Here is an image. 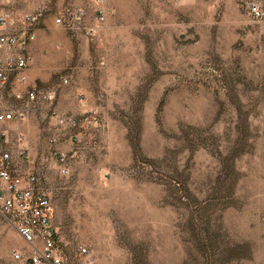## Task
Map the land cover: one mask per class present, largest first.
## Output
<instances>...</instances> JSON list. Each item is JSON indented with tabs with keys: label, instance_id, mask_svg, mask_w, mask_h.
Returning a JSON list of instances; mask_svg holds the SVG:
<instances>
[{
	"label": "rangeland",
	"instance_id": "rangeland-1",
	"mask_svg": "<svg viewBox=\"0 0 264 264\" xmlns=\"http://www.w3.org/2000/svg\"><path fill=\"white\" fill-rule=\"evenodd\" d=\"M71 6L97 35L72 51L57 49L64 28L46 39L69 96L25 165L46 172L68 261L264 264V0H0L54 22ZM55 147L67 173L46 160Z\"/></svg>",
	"mask_w": 264,
	"mask_h": 264
},
{
	"label": "built area",
	"instance_id": "built-area-1",
	"mask_svg": "<svg viewBox=\"0 0 264 264\" xmlns=\"http://www.w3.org/2000/svg\"><path fill=\"white\" fill-rule=\"evenodd\" d=\"M44 8L36 13L13 10H0V89L8 86L11 75L15 73L20 83L27 82L25 69L31 60L29 45L36 37V28L44 15ZM86 10L82 7H66L56 18L55 23L64 28L76 39L79 35L95 39L97 31L85 24ZM100 19H104L101 14ZM68 76L62 77V83H68ZM57 88H28L26 91H14L12 96L17 104L0 106V123L6 121H26L33 105L37 101L53 104L57 96ZM51 118L63 127L78 128L80 119L75 116L61 114L55 107L51 110ZM86 119H89L86 117ZM2 136L12 144L18 141L8 139L7 132ZM77 137L80 133L76 134ZM60 141L59 134L51 138L53 144ZM22 156L16 161L11 149L0 150V178L5 187H0V220L13 225L27 244L26 249L14 250L11 264H71L61 245V235L56 230L53 219L55 205L46 189L47 175L45 170L24 172L23 166L30 163ZM68 153L60 148H53L46 160L55 164L60 172L67 173ZM87 247H80V258H86ZM0 259V264H1Z\"/></svg>",
	"mask_w": 264,
	"mask_h": 264
},
{
	"label": "crops",
	"instance_id": "crops-1",
	"mask_svg": "<svg viewBox=\"0 0 264 264\" xmlns=\"http://www.w3.org/2000/svg\"><path fill=\"white\" fill-rule=\"evenodd\" d=\"M41 20L44 22V25L36 29L37 37L35 40L31 41L29 45L31 60L28 67L25 69L27 82L24 84L20 83L17 79V75L13 73L8 86L0 89L1 107L18 103L12 96V92H24L28 88L33 87H38L40 89L56 87L60 92L59 98H64V96L67 98L69 96V93H64L65 88H62L61 79L63 76L60 77L56 83L48 77V72L51 71L53 67L51 65L57 62L58 54L54 51L52 43L50 44L46 39L48 37H50V39L56 38L55 30H62L61 32L63 33V29H61L62 27L58 26L54 20H43V18H41ZM73 40L71 36L63 34L62 39L57 43V49L72 51ZM50 108V103L40 100L34 103L31 115L25 122L14 120L0 123V150L11 149L16 161L22 160L21 155H24L27 160L32 161V159H35L39 154L45 153L48 147L45 137L48 135V132H44L45 129H47L45 127L44 115L45 110ZM3 131L7 132L9 140H16L18 143L12 144L7 142V138L2 136ZM23 171L26 172L25 165L23 166ZM5 186V182L0 178V187ZM7 225L11 227L10 238H8L5 233ZM0 233L1 264H11L13 262V250L25 249L21 247L25 246L26 242L13 225L2 220H0Z\"/></svg>",
	"mask_w": 264,
	"mask_h": 264
}]
</instances>
